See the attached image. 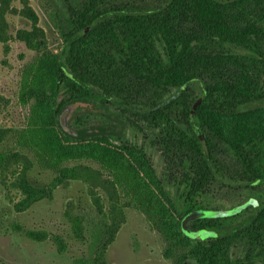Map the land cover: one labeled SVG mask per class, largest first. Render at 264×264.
I'll list each match as a JSON object with an SVG mask.
<instances>
[{"label": "trees", "instance_id": "16d2710c", "mask_svg": "<svg viewBox=\"0 0 264 264\" xmlns=\"http://www.w3.org/2000/svg\"><path fill=\"white\" fill-rule=\"evenodd\" d=\"M12 4L0 0V45L15 39L40 53L44 30L25 4L20 14L31 26L14 35L9 17L18 13ZM64 4L62 9L57 5L56 16L63 46L47 59L52 81L27 87L24 103L32 102L42 115L43 138L51 136L43 144L57 155L51 186L83 182L98 210L91 254L80 263L106 264L108 249L126 223L123 198L136 202L132 195L137 199L142 184L138 188L163 200L152 198V205L160 229L170 231L184 248L180 264L188 259L264 264V207L236 225L234 212H210L204 202L225 189L231 194L264 187V108L253 106L264 101V0ZM73 103L83 104L78 108L85 107L82 114L97 116V123L87 127H81L85 119L76 121L77 136L65 133L58 122ZM103 110L111 113L104 116ZM114 114L119 136L143 135L145 146L160 153L162 175L143 145L108 136L114 134L107 127ZM8 135L0 131V144ZM32 167L27 155L0 150L2 183L22 196L15 204L18 212L53 197L51 187L31 181ZM200 212L206 216L192 222V232H184L186 218ZM83 231V225L77 226L80 237ZM27 236L36 242L46 239L35 231Z\"/></svg>", "mask_w": 264, "mask_h": 264}, {"label": "rangeland", "instance_id": "374dc122", "mask_svg": "<svg viewBox=\"0 0 264 264\" xmlns=\"http://www.w3.org/2000/svg\"><path fill=\"white\" fill-rule=\"evenodd\" d=\"M25 4L30 6L38 25L44 30L45 43L40 53L15 39L8 45H0V131H9L0 144V150L27 155L33 163L29 178L36 185L51 187L53 197L34 204L29 210L18 212L15 204L21 201L22 196L17 191L10 192L3 185L0 173V264H81V259H88L91 254L97 235L94 226L100 220L98 210L83 182L51 186L55 179L52 169L57 155L43 145L46 139L51 140V136L43 138L42 115L32 108V102L24 103L27 101V93L24 92L27 87L48 85L52 81L53 70L47 59L59 54L63 46L56 16L57 5L62 9L65 4L64 0H13L12 5L18 13L9 17L13 34L31 26L30 21L20 14ZM253 106L264 108V101ZM82 119L86 124L81 127L97 123V116L81 113L71 120V128L76 130V121ZM123 139L143 145L153 167L159 176L162 175V156L155 149L145 146L143 135L129 132ZM83 163L96 170L102 168L93 161L84 160ZM138 186L137 199L132 195L136 202L123 198V203L130 206L125 209L126 223L108 249L106 264H180L184 248L170 231L166 233L160 229L159 213L152 205L155 203L152 198L158 196ZM167 189L175 197V191L170 187ZM226 191L204 198L210 212L216 210L214 213L225 214L244 205L249 207L256 200L264 203V187L255 190L243 188L231 191V194ZM102 196L105 198V193ZM156 200L163 202L160 194ZM245 215L241 214L237 220L244 219ZM193 217L203 216L197 213ZM193 221L183 224L184 232H192ZM79 225L84 226L83 237L77 233ZM28 231L40 232L46 239L42 242L31 240L27 236ZM199 239L197 235L194 241Z\"/></svg>", "mask_w": 264, "mask_h": 264}, {"label": "flooded vegetation", "instance_id": "af4514ba", "mask_svg": "<svg viewBox=\"0 0 264 264\" xmlns=\"http://www.w3.org/2000/svg\"><path fill=\"white\" fill-rule=\"evenodd\" d=\"M85 108V107H84ZM84 108L78 109L76 114H81V112H79L80 110H82V112L85 110ZM97 105L94 104V111L97 110ZM104 112V116H108L111 112H108L106 110H103ZM115 114L113 116V118L107 122V127L109 128L108 131H112L114 132L113 135H108L111 138H116V139H123V136H119V133H121V125L119 124V122L117 120L114 119ZM262 207H264V203L260 202L259 200H256L249 205V207H247V205L241 206L240 208H238L237 210H232V212H234L235 214V222L236 225H238L237 223H242L246 220H249L252 218V215L256 214ZM245 213V218L242 220H237L238 217L241 216V214Z\"/></svg>", "mask_w": 264, "mask_h": 264}, {"label": "water", "instance_id": "95a60500", "mask_svg": "<svg viewBox=\"0 0 264 264\" xmlns=\"http://www.w3.org/2000/svg\"><path fill=\"white\" fill-rule=\"evenodd\" d=\"M80 106H83V104L80 103H73L67 105L60 113L58 117V122L61 127V129L71 135V136H77L76 130H73L70 126L71 120L74 118L75 114L77 113V110ZM203 217L206 216V213L200 212ZM197 213H193L192 215L188 216L184 223H186L188 220H195L197 218H194L193 215ZM183 264H198V262L195 259H188Z\"/></svg>", "mask_w": 264, "mask_h": 264}]
</instances>
